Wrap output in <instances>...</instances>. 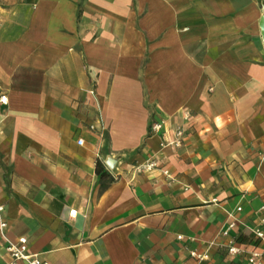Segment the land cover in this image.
Masks as SVG:
<instances>
[{"label":"crops","instance_id":"crops-1","mask_svg":"<svg viewBox=\"0 0 264 264\" xmlns=\"http://www.w3.org/2000/svg\"><path fill=\"white\" fill-rule=\"evenodd\" d=\"M262 15L264 0H0L6 238L47 264L264 253ZM176 129L182 145L161 146Z\"/></svg>","mask_w":264,"mask_h":264},{"label":"built area","instance_id":"built-area-1","mask_svg":"<svg viewBox=\"0 0 264 264\" xmlns=\"http://www.w3.org/2000/svg\"><path fill=\"white\" fill-rule=\"evenodd\" d=\"M0 102L4 104L6 102V97L1 96ZM150 131L153 134H161L164 132V121H156L151 127ZM184 136V132L181 129H176L172 132V138L169 143H162L161 146H173L178 148L182 145V139ZM78 145L81 146L83 144L82 140H78ZM155 168L154 161H150L143 168L145 171H151ZM139 169V168H138ZM166 174V172L164 173ZM240 211V208L237 209ZM264 212V208L261 209ZM3 212V205L0 204V238L3 239V243L0 245V251H3L9 258V264H19L20 262H27L28 264H47L46 262L40 261L38 258L29 254L27 249V240L24 237L19 238L16 242L9 241L5 236V228L6 223L1 218ZM75 211H70L69 215H75ZM261 223H264V216L260 219ZM234 227V224L231 223L228 228L223 232V235H227L228 232ZM254 238L259 241L261 244H264V231L254 230L253 231ZM181 239V237H178ZM227 254L230 256H236L241 253V250L237 248L233 241H230L227 245ZM190 256L194 258L198 263L203 262L207 259L205 255L197 254L196 252H191ZM262 257H264V253L250 252L246 258V264H264L262 261Z\"/></svg>","mask_w":264,"mask_h":264},{"label":"trees","instance_id":"trees-1","mask_svg":"<svg viewBox=\"0 0 264 264\" xmlns=\"http://www.w3.org/2000/svg\"><path fill=\"white\" fill-rule=\"evenodd\" d=\"M96 173H97V176L99 178V181H101L103 179V177L106 176L105 172H103V170L101 169V167L99 165H97L96 167ZM110 182V181H108ZM106 187V184H101V188H105Z\"/></svg>","mask_w":264,"mask_h":264},{"label":"water","instance_id":"water-1","mask_svg":"<svg viewBox=\"0 0 264 264\" xmlns=\"http://www.w3.org/2000/svg\"><path fill=\"white\" fill-rule=\"evenodd\" d=\"M259 27H260V34H261V39H262V45H264V15H262V17L260 19Z\"/></svg>","mask_w":264,"mask_h":264}]
</instances>
